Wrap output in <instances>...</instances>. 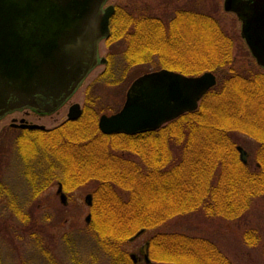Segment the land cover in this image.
<instances>
[{
	"label": "trees",
	"instance_id": "trees-1",
	"mask_svg": "<svg viewBox=\"0 0 264 264\" xmlns=\"http://www.w3.org/2000/svg\"><path fill=\"white\" fill-rule=\"evenodd\" d=\"M136 12L115 9L105 44L123 39L128 67L156 59L159 68L186 76L214 73L216 86L198 108L131 136L102 134L97 114L84 107L76 121L21 129L14 138L32 197L53 182L64 194L97 183L89 226L115 264L122 261L120 247L142 231L200 209L238 220L264 196V73L247 55L235 64L232 42L212 16L181 9L164 22ZM110 67L109 60L99 78ZM240 135L257 145L251 163L239 158ZM244 240L257 242L251 232ZM147 256L166 264H231L211 241L175 233L153 235Z\"/></svg>",
	"mask_w": 264,
	"mask_h": 264
},
{
	"label": "rangeland",
	"instance_id": "rangeland-1",
	"mask_svg": "<svg viewBox=\"0 0 264 264\" xmlns=\"http://www.w3.org/2000/svg\"><path fill=\"white\" fill-rule=\"evenodd\" d=\"M108 5L124 12L135 10L140 16H153L164 22L181 9L212 16L232 42L235 64L238 65L241 57L247 55L257 66L241 37L237 16L224 11L223 0H108L105 6ZM124 50L123 39L111 44L101 41L98 58L110 60L108 74L99 78L106 71L107 64L97 65L56 113L38 118L31 111H16L0 121V264L117 263L101 248L89 226L90 206L85 199L92 194L97 183L91 181L64 194L53 182L37 197H32L21 173L14 138L20 130L21 119L24 125L46 130L61 125L66 120L68 104L78 103L82 108H91L98 116L97 121L101 115L117 113L135 78L164 69L158 67L156 59L147 65L128 67ZM260 71L264 73L261 68ZM236 144L244 150L247 162L251 163L256 143L240 135L236 137ZM163 232L209 240L231 264H264V196L253 200L248 211L238 220L209 217L200 209L175 216L158 228L142 231L120 247L121 264H127V260L131 264H166L153 262L143 255L149 239ZM247 232L257 238L253 246L244 240Z\"/></svg>",
	"mask_w": 264,
	"mask_h": 264
},
{
	"label": "water",
	"instance_id": "water-1",
	"mask_svg": "<svg viewBox=\"0 0 264 264\" xmlns=\"http://www.w3.org/2000/svg\"><path fill=\"white\" fill-rule=\"evenodd\" d=\"M105 2L0 0V119L24 109L50 114L72 96L97 65L100 40L109 36L114 8L103 9ZM223 9L237 16L241 37L264 70V0H224ZM215 84L211 72L194 77L167 69L143 74L131 83L117 113L99 117L98 129L105 135L157 130L195 111ZM80 114L74 104L67 118L76 120ZM237 150L245 163L244 150ZM85 202L91 204L89 195Z\"/></svg>",
	"mask_w": 264,
	"mask_h": 264
},
{
	"label": "flooded vegetation",
	"instance_id": "flooded-vegetation-1",
	"mask_svg": "<svg viewBox=\"0 0 264 264\" xmlns=\"http://www.w3.org/2000/svg\"><path fill=\"white\" fill-rule=\"evenodd\" d=\"M113 7H114V6H113ZM115 9H116V8L114 7V12H115ZM177 11H179V10H177ZM177 11H176V12H177ZM155 18H156V17H155ZM66 103H67V102H66ZM66 103H65L64 105H66ZM64 105H63V106H64ZM63 106H62V107H63ZM70 106H71V104H68L67 111L69 110ZM83 110H84V108L81 107V115H82V113H83ZM20 112H21V111H20ZM32 113H33V112H32ZM12 114H13V113H12ZM34 114L37 115L38 118L48 116V115L45 114V113H34ZM51 115H52V114H51ZM66 116H67V115H66ZM21 120L24 122L23 119H21ZM66 120H67V117H66ZM66 120H65V121H66ZM143 251H144V254H145V253H146V252H145L146 250H143ZM144 254H143V255H144Z\"/></svg>",
	"mask_w": 264,
	"mask_h": 264
}]
</instances>
